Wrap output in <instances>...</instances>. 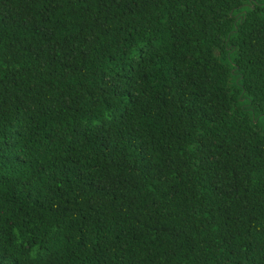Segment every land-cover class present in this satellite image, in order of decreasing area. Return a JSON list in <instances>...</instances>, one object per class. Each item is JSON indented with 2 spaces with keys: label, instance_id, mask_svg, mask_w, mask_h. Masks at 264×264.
I'll use <instances>...</instances> for the list:
<instances>
[{
  "label": "trees",
  "instance_id": "16d2710c",
  "mask_svg": "<svg viewBox=\"0 0 264 264\" xmlns=\"http://www.w3.org/2000/svg\"><path fill=\"white\" fill-rule=\"evenodd\" d=\"M0 264H264V0H0Z\"/></svg>",
  "mask_w": 264,
  "mask_h": 264
}]
</instances>
